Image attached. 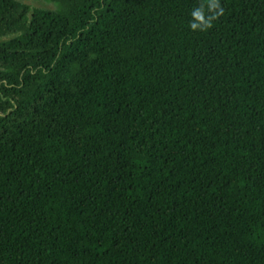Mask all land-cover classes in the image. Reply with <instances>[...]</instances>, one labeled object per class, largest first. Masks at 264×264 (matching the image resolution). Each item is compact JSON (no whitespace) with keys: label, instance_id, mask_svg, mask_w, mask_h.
Wrapping results in <instances>:
<instances>
[{"label":"trees","instance_id":"16d2710c","mask_svg":"<svg viewBox=\"0 0 264 264\" xmlns=\"http://www.w3.org/2000/svg\"><path fill=\"white\" fill-rule=\"evenodd\" d=\"M0 264H264V0H0Z\"/></svg>","mask_w":264,"mask_h":264},{"label":"clouds","instance_id":"9594fccd","mask_svg":"<svg viewBox=\"0 0 264 264\" xmlns=\"http://www.w3.org/2000/svg\"><path fill=\"white\" fill-rule=\"evenodd\" d=\"M196 15L199 17V14L198 13ZM193 27H195V25H193Z\"/></svg>","mask_w":264,"mask_h":264},{"label":"rangeland","instance_id":"374dc122","mask_svg":"<svg viewBox=\"0 0 264 264\" xmlns=\"http://www.w3.org/2000/svg\"><path fill=\"white\" fill-rule=\"evenodd\" d=\"M37 5H40L41 3H36Z\"/></svg>","mask_w":264,"mask_h":264}]
</instances>
